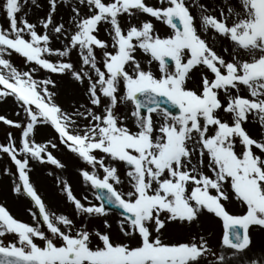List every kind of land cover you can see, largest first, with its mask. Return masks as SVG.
<instances>
[{"label": "snow or ice", "instance_id": "obj_1", "mask_svg": "<svg viewBox=\"0 0 264 264\" xmlns=\"http://www.w3.org/2000/svg\"><path fill=\"white\" fill-rule=\"evenodd\" d=\"M57 7L58 0H48L38 31L25 16L17 17L19 0H0L7 20L6 28L0 26V97H14L24 114L21 120L0 115V122L19 130L18 137L6 134L0 153L15 166L11 191L29 200L33 221L15 218L0 204V237L11 236L0 239V264H199L209 255L224 264L223 252L217 256L203 236L164 237L169 223L191 225L204 210L222 221L229 258L247 252L249 227H264V0H240L241 10L228 5L227 15L223 7L213 15L198 5L204 30L231 42V51L223 50L228 59L198 33L186 0H77L67 27L63 18L54 19ZM143 15L171 31L160 35L151 19L133 22ZM101 24L110 43L98 37ZM137 50L150 57L147 68ZM13 53L26 69L5 58ZM194 68L201 70L190 88ZM41 70L49 75L38 78ZM51 74L70 77L86 103L63 108L50 89L57 83ZM250 115L261 129L256 135L244 127ZM41 125L57 136L37 142ZM55 139L88 166L78 172L101 202L82 203L66 180H58L76 215H105L106 205L121 209L118 227L127 242L109 231L90 232L46 206L31 182L30 161L63 168L49 150L57 148ZM118 164L126 169V191ZM226 185L242 204L239 215L222 203L229 199ZM252 255L246 264H261Z\"/></svg>", "mask_w": 264, "mask_h": 264}, {"label": "rangeland", "instance_id": "obj_2", "mask_svg": "<svg viewBox=\"0 0 264 264\" xmlns=\"http://www.w3.org/2000/svg\"><path fill=\"white\" fill-rule=\"evenodd\" d=\"M77 0H58L57 12L55 14L54 19L59 22L61 18H63L65 22V26L67 27V21L69 16L71 15V8L73 4H75ZM148 4L158 5L159 0H146ZM21 4V10L17 13V17L25 16L26 19L33 24L37 25V30L42 31V28L39 24V19L46 15L48 11V0H19ZM186 4L189 6L191 13L195 17V26L197 28L198 33L202 38H205L207 42L211 45V38H207V31L201 26L198 5H207L209 12L213 15H218V9L223 7L225 9V14L227 15L228 5H231L236 11H240V0H227V3L224 0H195L196 6H194V0H186ZM216 9V11H213ZM81 11L84 12L86 9L83 7ZM137 19H151L154 24L155 30L162 36L169 34L171 31L170 28L164 24L162 21H158L155 18L148 17L146 15L139 16L134 19L133 22H137ZM127 22V17H121V23L125 24ZM0 26L7 27V20L4 16L2 10H0ZM100 30L98 32V37L101 39H105L110 43V37L107 32L104 30L105 25L101 24L99 26ZM211 37V36H210ZM216 41V45L220 47L219 53L223 54L226 59L230 58L228 53L224 52V48L227 47L229 52L231 49L228 47V41L224 38L220 41ZM226 41V42H225ZM53 45L59 47L60 44L58 41H53ZM241 56H245L246 54L241 50ZM97 56L99 58L100 52L97 50ZM9 58L13 64L21 69H26V66L23 63L21 57L18 54L13 53ZM137 58L143 62V66L145 68L148 67L147 60L150 57H146L142 52L137 50ZM55 59V57H52ZM72 59H76L75 52L72 54ZM151 69L154 73L158 74V62H153L151 65ZM172 71V70H170ZM199 68H194L190 70L189 79L187 80V84L190 88H195L197 86L199 80ZM48 73H45L41 70L38 74V78H44ZM52 79L56 80V87L50 89L57 93L56 101L63 108L71 111L73 109V105H79L81 103H86L85 98L82 95V88L77 84L71 81L70 77H65L59 74H51ZM79 91L81 96L75 97L73 92ZM67 93V95H66ZM74 99L75 101H73ZM99 111V109H97ZM117 111L123 113L124 105L120 104L117 108ZM19 113V114H17ZM0 115H5L7 118L12 120H21L23 117V112L19 108L18 104L15 102L14 97H0ZM130 126L132 122L130 121ZM82 127V124H81ZM246 130H248L253 135H256L261 131L258 123H254V118L250 115L248 117V121L244 124ZM8 132H11L13 136H19V130L14 127L5 125L3 122H0V143L5 142V137ZM57 136L54 129L51 126H37L35 130V139L37 142H44L45 140L53 139ZM54 142L57 143L56 149L49 148L50 151L53 152L54 156L61 161L64 165L63 168H58L55 165H51L49 163H39L37 161H30V179L33 183L35 189L38 194L42 197L46 206L56 212H63L68 214L76 223L77 226L80 224H85L88 227V230L91 232L94 229H98L101 231H109L113 238L119 237L121 240H125L126 238L122 233L119 232L118 221L121 219V216L115 212L108 211L105 215H93L90 217L86 216H77L75 213L74 206L67 201L65 194L61 192V185L57 182L58 180L64 181L66 180L73 191V194L81 199L82 203L87 204L89 201L94 204H99V201L95 199L93 195V190L90 184H87L83 178L80 176L78 169L82 167H88L83 161L79 160L73 153L64 148L63 145L59 144L58 139H55ZM195 162V160H194ZM7 167L9 169L8 173H5L3 169ZM119 169V174L121 180L124 185V190H127V181L125 178V172L123 165H117ZM204 171L207 173V168H204ZM15 166L11 162L10 158L3 153H0V204H3L9 212L15 217L20 219L23 222L33 223L31 215L28 213L27 208L30 207L29 200L23 195H17L11 191L14 180L16 179ZM225 192L228 194V200H222L225 207L229 210L231 214L239 215L241 214L242 204L241 202L235 198L232 194L229 186H225ZM214 194V193H213ZM87 196L88 200L85 201L83 198ZM35 210V209H34ZM164 218L163 216L161 217ZM105 221L110 225L109 228L105 227ZM223 233V225L222 221L214 216V214L207 212L204 210L199 219L195 221L191 225L185 224L184 226H180L179 223L171 224L164 230V237L166 240L177 241V240H185L190 236L195 235L197 237L203 236L207 241L209 247L218 255L223 252L226 259L229 258L228 254L232 252L230 248H226L221 243V237ZM249 235L251 237V248L247 252L240 253L235 258H229L231 260H239L241 264H246V262L253 258V253L256 254V257L260 258L261 264H264V227L258 225H251L249 227ZM4 241H8L11 239V236L0 237ZM39 243V241H37ZM127 242V241H126ZM96 241L93 240V244L95 245ZM225 259L224 264H227ZM230 264H237L236 262H228ZM199 264H218L215 257L209 255L207 259L201 258Z\"/></svg>", "mask_w": 264, "mask_h": 264}, {"label": "bare ground", "instance_id": "obj_3", "mask_svg": "<svg viewBox=\"0 0 264 264\" xmlns=\"http://www.w3.org/2000/svg\"><path fill=\"white\" fill-rule=\"evenodd\" d=\"M200 1H201V0H200ZM210 36H211V37H210ZM207 38H208V40H209V38H211V42H212L211 46H213V47L215 48V50L219 51V50H220V47H219L218 45L215 44V43H216L215 40L220 41V40H222V39H224V38H223V37H220L219 35L214 34V32H213L211 29H208V30H207ZM225 42H226V41H225ZM228 47H229L230 49L232 48L231 42L228 44ZM200 70H201V69H200ZM71 94H73L75 97H79V96H81V93H80L79 91H75V92H73V93H71ZM66 95H67V93H66ZM72 100L75 101L74 99H72ZM84 100H85V102H86V99H84ZM226 261H227V264H230V263H228V262H231V263L236 262L237 264H241L240 262H241L242 260H241V259H239V260H231V259L227 258Z\"/></svg>", "mask_w": 264, "mask_h": 264}, {"label": "water", "instance_id": "obj_4", "mask_svg": "<svg viewBox=\"0 0 264 264\" xmlns=\"http://www.w3.org/2000/svg\"><path fill=\"white\" fill-rule=\"evenodd\" d=\"M162 106H163V105H162ZM169 107H171V106H169ZM107 206H109V205H107ZM109 207L114 208V209H118V208H116V207H114V206H109Z\"/></svg>", "mask_w": 264, "mask_h": 264}]
</instances>
